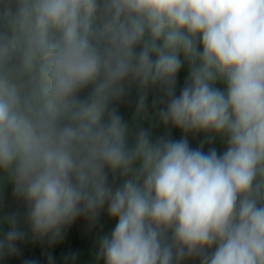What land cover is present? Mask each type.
<instances>
[{"label": "clouds", "instance_id": "9594fccd", "mask_svg": "<svg viewBox=\"0 0 264 264\" xmlns=\"http://www.w3.org/2000/svg\"><path fill=\"white\" fill-rule=\"evenodd\" d=\"M133 88L137 116L154 96L130 142ZM9 184L0 259L106 208L103 264H264V0H0V202Z\"/></svg>", "mask_w": 264, "mask_h": 264}, {"label": "trees", "instance_id": "16d2710c", "mask_svg": "<svg viewBox=\"0 0 264 264\" xmlns=\"http://www.w3.org/2000/svg\"><path fill=\"white\" fill-rule=\"evenodd\" d=\"M188 70L187 65H184L177 76L176 93L179 94L182 88ZM219 86V85H218ZM138 92L133 88L131 95L119 106V111L124 120L129 126L130 142L135 138L136 132L140 128L147 129L149 120L152 115V100L154 93H150L146 100L147 112L139 116L136 115V102L138 100ZM148 118H145V117ZM164 128L161 125L153 129V134H163ZM182 130L177 128L171 129V138L180 139L184 136ZM204 133H189L187 139L192 148L200 147L201 141L204 143V151L212 146H217L218 150H222V142L217 137L215 145L208 143L205 140ZM24 205L22 201L15 199L12 195V186L9 184L3 191V200L0 202V215H8L19 211L23 214ZM115 219L108 216L106 208L100 212V215L94 225L90 224L85 218H79L73 224L65 229V234L56 244H49L46 238L31 239L29 238L21 243V253L19 255L6 256L0 259V264H24L26 259L35 260L36 264H103V261L95 260V241L104 235H110L115 226ZM7 225H4V230H7ZM27 229V225H22ZM73 254L75 259H72ZM49 257L52 259L50 260ZM182 264H199L198 260H185Z\"/></svg>", "mask_w": 264, "mask_h": 264}]
</instances>
